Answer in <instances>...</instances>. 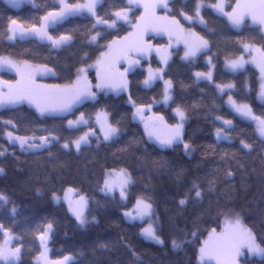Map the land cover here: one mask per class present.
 <instances>
[{
    "label": "snow or ice",
    "instance_id": "snow-or-ice-1",
    "mask_svg": "<svg viewBox=\"0 0 264 264\" xmlns=\"http://www.w3.org/2000/svg\"><path fill=\"white\" fill-rule=\"evenodd\" d=\"M5 2L14 9L24 4H30L33 9L41 8L36 0ZM104 3L105 0H51L38 16L22 19L0 15V47L14 48L18 43L31 42L50 52H59L75 44L79 26L64 28L66 23L76 18L90 22V27L86 25V31L81 33V44L88 50L80 56L79 67L75 68L74 74L65 77L62 83L39 82L44 77H60L55 65L37 63L29 58L30 49L25 48L22 53L0 51V73L14 74V79L0 78V113L27 105L36 116L35 120L24 124L21 133L14 119H4L0 115V138L6 139L13 149L18 146L21 152L30 154L47 151L50 158L55 157L52 152L54 145H59L66 153L75 150L76 154H80L85 149H91L95 141L99 149L101 145L120 139L121 121L127 119L128 113L113 121L112 114L105 108H97L95 112L80 109L89 103L97 104L101 95L126 94L125 103L131 109V120L142 127L145 142L155 145L160 151L175 150L182 145L184 154L190 156L196 148L191 140L185 139L188 109L177 102L174 81L165 78L174 55V46L182 45L183 55L180 59L187 66L194 67L201 57L204 58L207 70L192 72L195 78L192 84L198 86L205 83L214 89L206 118L214 117L211 123L216 144L233 142L231 133L236 128L234 119L239 118L253 126L255 140L264 152V0H235L234 4H228L226 0H183L178 13L170 6L175 0H112L101 15L100 9ZM229 7L230 11L227 10ZM161 9L165 14H159ZM136 10H139V15L135 14ZM209 10L228 30L220 35L217 51H213L210 39L196 30L199 26L207 33L216 32L215 28L208 26L205 13ZM249 20L251 26H248ZM245 31L249 35H242ZM157 37H167V44L153 43ZM221 42L223 48L219 47ZM221 52L223 70L218 79L217 58ZM153 54L159 61L157 67H153ZM249 65L259 73L255 88L256 100L261 106L259 113L247 99L238 97L239 90L235 83V78L247 72ZM138 69L143 77L138 81V91L147 94L154 91L158 83L162 84L156 95L145 99L133 92L129 75ZM93 71L94 83L90 79ZM227 75L233 79H227ZM181 87L187 88L188 85L181 82ZM243 88L245 96L254 90L247 78ZM201 92H205V89H201ZM169 109L171 117L166 115ZM222 109H227L233 118H226ZM49 119L59 123L47 127L45 124ZM63 132L68 135H62ZM132 143L138 141L133 140ZM239 143L243 150H247L245 155L254 151L253 143L246 138H241ZM208 148L215 152L213 145ZM121 151H127V146ZM9 154L15 155L0 144V157ZM220 159L227 166L223 171L225 180L234 176L229 161H234L240 170L245 169V165L237 159V152L224 151ZM152 163L154 167L166 166L163 160ZM260 163L264 173V155L260 156ZM3 171L0 168V173ZM176 175L179 180L183 170ZM216 183V176L210 175L207 190L214 191ZM136 184L137 180L127 166L113 163L103 166L95 187L106 200L122 210L125 222L139 228V236L144 241L163 246L165 241L161 238L159 217L150 186L145 185L134 194ZM63 192V197L55 190L51 192L53 204L60 205L63 201L67 213L81 228L95 221V216L89 219L92 200L86 193L76 187H67ZM203 198L204 189L194 179L177 203L183 208L190 201L200 202ZM0 200H6V197L0 195ZM12 212L15 214L14 208ZM55 224L53 218L44 217L31 229L30 251L35 252L32 264H76L71 254L50 258L49 243L55 232ZM190 235L191 239H188V233H184L183 240L172 238L171 247L176 250L185 245H198L195 247L196 264H243L249 257H258L264 262V239L245 223L240 212L227 204L217 207L210 226L201 230L198 224H194ZM129 250L139 261L135 250ZM24 251L23 235L0 223V264H22Z\"/></svg>",
    "mask_w": 264,
    "mask_h": 264
},
{
    "label": "trees",
    "instance_id": "trees-1",
    "mask_svg": "<svg viewBox=\"0 0 264 264\" xmlns=\"http://www.w3.org/2000/svg\"><path fill=\"white\" fill-rule=\"evenodd\" d=\"M110 2L112 0H105L104 6L100 9L101 15L108 9ZM226 2L234 4L235 0H226ZM36 3L41 5V8L33 9L30 4H24L19 9H14L10 8L4 0H0V15L5 18L12 16L22 19L32 15L38 16L51 3V0H36ZM182 3L183 0H175V3L170 6L175 13H178ZM138 12L139 10H136L135 14L138 15ZM205 16L209 28H215L216 32L207 33L199 26L196 30L205 34L206 38L212 42L213 51H217L220 35L228 30L214 14L210 13V10L205 13ZM86 25L90 27V22L80 18L66 23L64 28L79 26V31L75 34L77 37L75 44L59 52H50L47 48L31 42L18 43L14 48L0 47V51L22 53L25 48L30 49L28 56L35 62H47L49 66H56L60 78L47 77V81L62 83L65 77L74 74L75 68L79 67L80 56L83 51L88 50L81 44V33L86 31ZM248 26H251L249 21ZM242 35L247 36L249 33L245 31ZM233 39H235L234 34ZM155 42H163V40L159 41L156 38ZM219 47H224L222 42ZM181 51V47H178V54L177 48L173 49L174 55L165 78L174 81L176 100L188 109L189 119L185 126V139L191 140L196 148L190 156L184 154L182 145L175 150L160 151L155 145L145 142L142 127L131 120V109L125 103L126 94L101 95L97 104L89 103L80 109L95 112L97 108H105L112 114L113 121L121 119L125 112L128 113L127 119L121 121L120 139L112 144L101 145L99 149L95 141L91 149H85L80 154H76L75 150L66 153L59 145H54L52 152L55 157L50 158L47 151L36 154L23 153L18 146L13 149L6 139L0 138V144L8 148L9 153H15V155L0 157V168L4 169L3 173H0V195L6 197V200H0V223L23 235L25 251L22 264H32L35 252L30 251L32 243L30 232L36 222L44 217L53 218L56 221L55 232L49 243L50 257L57 259L71 254L76 264H196L195 247L198 245H185L181 249L173 250L171 239L175 237L177 240H183L184 233H188V239H191L190 234L194 224H198L201 230L210 226V222L215 219L217 207L225 204L240 212L245 223L254 229L258 237L264 239V173L260 163V156L264 155V152L261 151L259 142L255 140L253 126L235 118L236 128L231 133L233 142L223 141L216 144L215 136L212 134L214 127L211 123L214 117L206 118V113L211 107L214 89L209 88L205 83L198 86L192 84L195 79L192 72L207 70L204 58L201 57L200 62L194 67H189L181 61ZM153 66H159L154 55ZM248 68L247 72L235 78L239 90L238 97L247 99L259 113L261 106L256 100L255 92L258 72L251 65ZM222 70L223 53L221 52L217 58L218 79ZM139 73L138 69L136 73L129 75L133 92L145 99L156 95L162 84L158 83L156 89L147 94L142 90L138 91V81L143 78ZM2 75L13 76L7 72ZM226 78L233 79L230 75ZM246 78L252 83L254 89L248 96H245L243 88ZM181 82L188 87L182 88ZM201 89H205V92L202 93ZM218 103L222 102L218 101ZM194 104L198 106L193 107ZM161 111L164 110L161 109ZM221 111L226 118H233L227 109ZM0 115L4 119H14L20 126L21 133L25 123L36 119L34 111L28 109L27 105L15 111H5ZM166 115L171 117L170 109L166 111ZM54 123L59 121L49 119L45 126L52 127ZM62 135L67 136L68 133L63 132ZM241 138H246L248 142L253 143L254 151L250 155L244 154L247 150L241 148L239 143ZM133 140L138 143L130 144ZM209 145L214 146L215 152L208 148ZM126 146L127 151H121ZM224 151L237 152V159L245 165V169L240 170L234 161H229L231 170L234 172L230 180H225L223 176L227 166L220 159V155ZM117 157H119L118 160ZM160 160L166 161V166L154 167L152 162ZM113 163L127 166L133 173L137 180L136 187L133 189L134 194L145 185L150 186L155 199L156 215L159 217L161 238L165 241L163 246L144 241L139 236V228L125 222L122 210L96 190V178L101 175L103 166ZM181 170H183V176L178 180L176 174ZM210 175H215L217 178L215 190L211 192L207 190V180ZM194 179L201 183L204 198L200 202L190 201L185 207L180 208L177 201ZM66 187H76L91 198L89 219L95 216L94 222L81 228L67 213V208L62 202L60 205L52 203L51 192L55 190L61 193ZM13 208L15 214L12 212ZM130 248L139 255V261L131 255ZM244 261L264 264L257 257L247 258Z\"/></svg>",
    "mask_w": 264,
    "mask_h": 264
},
{
    "label": "rangeland",
    "instance_id": "rangeland-1",
    "mask_svg": "<svg viewBox=\"0 0 264 264\" xmlns=\"http://www.w3.org/2000/svg\"><path fill=\"white\" fill-rule=\"evenodd\" d=\"M5 1V0H4ZM227 10H231V8L230 9H227ZM159 14H161V15H163V14H165L164 13V10L163 9H161V10H159ZM138 15H139V12H138ZM249 22L251 23V21L249 20ZM122 35V34H121ZM158 39H159V41H161V40H163V42H155V40L153 41V43H161V44H167V37H157ZM177 47H181L182 48V51H181V56L183 55V47H182V45H180V46H174V48H177ZM154 56H155V54H153ZM156 58V57H155ZM156 60L158 61V58H156ZM159 62V61H158ZM147 65L145 64V67H146ZM153 67H156V66H153ZM256 70V69H255ZM198 71V70H197ZM258 75H259V73H258ZM0 78H3V79H14V74H13V76H11V77H6V76H4V75H2V73H0ZM47 77H44V78H42V79H40V81L39 82H41V83H51V82H49V81H47V79H46ZM90 79H92V81H93V83L95 82V72L93 71V74L90 76ZM127 98V97H126ZM264 154V153H263ZM67 188V187H66ZM60 194V196L61 197H63V195H64V192H61V193H59ZM62 203H63V201H61ZM66 206V205H65ZM50 247V246H49ZM49 256H50V254H49ZM51 258V257H50ZM249 258H251V257H249ZM258 258V257H257ZM52 259V258H51ZM56 259V258H55ZM243 264H254V263H247V262H245V261H243Z\"/></svg>",
    "mask_w": 264,
    "mask_h": 264
}]
</instances>
